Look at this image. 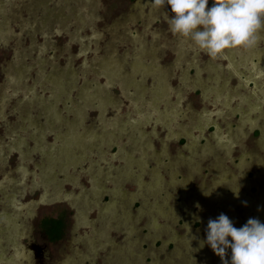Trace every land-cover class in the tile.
Listing matches in <instances>:
<instances>
[{
	"label": "rangeland",
	"instance_id": "obj_1",
	"mask_svg": "<svg viewBox=\"0 0 264 264\" xmlns=\"http://www.w3.org/2000/svg\"><path fill=\"white\" fill-rule=\"evenodd\" d=\"M166 15L0 0V264H221L209 219L264 223V31L213 60Z\"/></svg>",
	"mask_w": 264,
	"mask_h": 264
},
{
	"label": "clouds",
	"instance_id": "obj_2",
	"mask_svg": "<svg viewBox=\"0 0 264 264\" xmlns=\"http://www.w3.org/2000/svg\"><path fill=\"white\" fill-rule=\"evenodd\" d=\"M152 5L170 13L166 22L174 37L189 41L213 60L227 51L254 48L264 31V0H212L211 6L209 0H152ZM198 242L199 248H210L221 264H264V223L259 219L249 218L237 228L220 213L208 220L205 238Z\"/></svg>",
	"mask_w": 264,
	"mask_h": 264
},
{
	"label": "bare ground",
	"instance_id": "obj_3",
	"mask_svg": "<svg viewBox=\"0 0 264 264\" xmlns=\"http://www.w3.org/2000/svg\"><path fill=\"white\" fill-rule=\"evenodd\" d=\"M78 5H81V4H78ZM83 6V5H82ZM81 6V7H82ZM97 7V6H96ZM68 8V7H67ZM88 8H90L89 6H88ZM5 10V9H4ZM90 10V9H89ZM84 14V13H83ZM82 14V15H83ZM85 14H87V13H85ZM68 15V14H67ZM87 16V15H86ZM59 18V17H58ZM141 38V37H140ZM186 41V40H185ZM43 47V46H42ZM185 47V46H184ZM192 47V46H191ZM44 48V47H43ZM150 49V48H149ZM41 51H42V49H41ZM40 51V52H41ZM143 53V52H142ZM148 53V52H147ZM135 59V58H134ZM138 59V58H137ZM25 62V61H24ZM149 63H150V61H149ZM22 65H24L21 61H18V65L16 66V67H13V66H11V67H9L7 70H6V72H7V74H6V78H7V80H6V84L5 85H3L2 86V88H0V96H2V98H5L7 95H8V90H9V88H12L13 86L14 87H17L18 85H17V83L15 82L14 83V73L16 72V70H18V66H22ZM148 65V64H147ZM148 67V66H147ZM23 68V67H22ZM39 74H41V73H39ZM58 74V73H57ZM42 76V75H41ZM38 78V77H37ZM44 78H47V76L46 77H44ZM10 79L11 80H14V81H10ZM17 80H19V79H17ZM121 80V79H120ZM24 81H25V79H24ZM13 82V84L14 85H12L11 83ZM22 83V82H21ZM20 87V86H19ZM170 88V87H169ZM20 89V88H19ZM32 90H34V89H32ZM14 91V90H13ZM30 91H31V89H30ZM26 92V91H25ZM53 93V92H52ZM29 94V93H28ZM7 98V97H6ZM155 100H157V99H155ZM145 103V102H144ZM144 105V104H143ZM199 118V117H198ZM107 123V122H106ZM1 142V141H0ZM2 147V146H1ZM1 151H2V149H1ZM0 151V152H1ZM42 151V150H41ZM13 179V178H12ZM3 184V183H2ZM8 187V186H7Z\"/></svg>",
	"mask_w": 264,
	"mask_h": 264
},
{
	"label": "flooded vegetation",
	"instance_id": "obj_4",
	"mask_svg": "<svg viewBox=\"0 0 264 264\" xmlns=\"http://www.w3.org/2000/svg\"><path fill=\"white\" fill-rule=\"evenodd\" d=\"M7 69H8V68H7ZM7 182H8V180H7ZM7 182H4V181H3L2 183H4V184H5V186H6V185H7Z\"/></svg>",
	"mask_w": 264,
	"mask_h": 264
}]
</instances>
